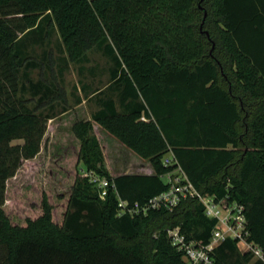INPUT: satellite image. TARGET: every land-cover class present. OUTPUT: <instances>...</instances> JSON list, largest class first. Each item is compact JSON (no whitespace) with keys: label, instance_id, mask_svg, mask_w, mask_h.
Listing matches in <instances>:
<instances>
[{"label":"trees","instance_id":"1","mask_svg":"<svg viewBox=\"0 0 264 264\" xmlns=\"http://www.w3.org/2000/svg\"><path fill=\"white\" fill-rule=\"evenodd\" d=\"M263 27L264 0H0V264H185L168 229L210 240L216 221L198 199H183L172 212L118 217L114 190L101 197L84 169L108 178L122 199L145 203L168 190L163 176L180 167L202 195L244 208L248 242L264 252V69L251 63L241 37ZM55 33L61 73L68 62L82 70L96 50L113 62L111 83L92 121L70 128L75 155L66 150L60 168L74 181L61 219L43 193L35 217L13 221L7 184L39 156L53 117L9 95L3 100L4 83L17 81L28 44L50 45ZM41 85L34 94L51 105L53 87ZM94 122L148 160L154 174L112 177ZM17 140L23 144L10 145ZM169 153L176 164L166 166ZM252 259L233 239L213 253V264Z\"/></svg>","mask_w":264,"mask_h":264},{"label":"rangeland","instance_id":"2","mask_svg":"<svg viewBox=\"0 0 264 264\" xmlns=\"http://www.w3.org/2000/svg\"><path fill=\"white\" fill-rule=\"evenodd\" d=\"M37 42L39 40L28 44L26 54L29 56V59L26 60L25 66L20 69L17 81L13 82L10 80L4 83L6 91L2 95V99L8 101L6 97L9 95L11 100L23 101L27 107L36 110L37 114L42 116L49 115L50 117L56 118L62 114L63 109L70 108L76 104L78 95H81L83 84H88V82L78 75V65L74 63L68 62L66 70L62 71V73L60 72V67H65V62L58 59L63 56L58 51L57 33L53 35L50 45H43ZM45 52L51 53V57L45 56ZM88 55L90 59L99 63V65L104 64V56L99 51L92 50ZM42 59L44 60L42 61ZM32 63L36 65L28 67ZM111 66L113 67V62H111ZM41 84L53 87L49 96L54 98L51 105H44V103L40 102L39 97L41 95H35L37 94L35 92H39L38 90L42 88L41 86L43 85ZM92 86L95 88L104 87V85L100 84ZM14 89H16L15 92ZM43 91L44 86L40 93H43ZM86 106L88 107L89 105L85 104L84 107L86 108ZM50 123L49 121L48 135L46 134L44 138L42 151L39 156L33 160L24 161L17 175L9 180L7 184L6 209L13 221L22 220L24 217H28L26 216L27 214L35 217L37 211L40 210L43 193L49 196L54 208L57 209L58 221L61 219L63 213L62 206L66 204L74 177L62 172L63 169L60 167L65 163L66 150L70 157H74L75 151L72 147L73 142L70 137H67V142L65 143H61L59 140L61 139L59 137L63 133L59 130L56 124L57 122L52 123V127L49 126ZM69 125L70 123H68V127ZM68 127L67 133L71 135L70 127ZM19 144H23V141H13L10 145L16 146ZM70 163L72 166L75 160H70ZM82 167L83 165L80 166L81 173L83 172ZM60 197L62 198L60 199ZM239 248L243 251L242 245H239ZM0 254H4V252L0 250ZM256 261V259H252L250 264H254Z\"/></svg>","mask_w":264,"mask_h":264},{"label":"built area","instance_id":"3","mask_svg":"<svg viewBox=\"0 0 264 264\" xmlns=\"http://www.w3.org/2000/svg\"><path fill=\"white\" fill-rule=\"evenodd\" d=\"M164 164L166 166L176 164L172 153L165 158ZM84 174L100 190L101 197L105 198L110 189L114 190L118 198V217L147 216L150 212L160 209L172 212L183 199H198L204 208L205 216L216 221L210 240L205 243L189 239L180 227L167 230L171 244L183 254L185 264H213L215 249L227 239L238 240L243 251L252 253L254 259L264 262L263 250L258 245L248 242L249 231L243 214L244 208L227 198L218 199L215 195H202L180 167L163 176L164 181L169 185L168 190L145 203H131L122 199L115 184L106 177L92 171H85Z\"/></svg>","mask_w":264,"mask_h":264},{"label":"crops","instance_id":"4","mask_svg":"<svg viewBox=\"0 0 264 264\" xmlns=\"http://www.w3.org/2000/svg\"><path fill=\"white\" fill-rule=\"evenodd\" d=\"M241 37L242 39L245 38V40H242V46L251 54V63H257L264 69V27L259 32L253 28L242 30ZM103 63L99 65V63H96L89 57L88 62L84 64L82 70L81 66H78V75L85 79L88 84H83L81 95H78L74 106L63 109L61 115L50 120L49 126L52 127L51 124L57 122L59 130L63 133L59 137L61 138L59 139L61 143L67 142V137H70L72 142L75 140L72 135L67 133L68 123H70L69 127L71 128L77 120L92 121V115L99 110L98 95L100 91L110 85L112 72L111 60L104 57ZM69 66L71 67V65ZM103 81L105 82L103 83ZM95 84L104 85V87L95 88L92 86ZM85 104L89 106L85 108ZM141 120L148 121L145 115L142 116ZM93 132L102 147L105 166L112 177L154 174V169L148 160L140 158L95 122Z\"/></svg>","mask_w":264,"mask_h":264},{"label":"water","instance_id":"5","mask_svg":"<svg viewBox=\"0 0 264 264\" xmlns=\"http://www.w3.org/2000/svg\"><path fill=\"white\" fill-rule=\"evenodd\" d=\"M203 1H204V0H202V2H203ZM206 17H207V13L205 12V14H204V19H203V23H202V25H201V30L203 29V25H204V22H205ZM207 35H208V33H207Z\"/></svg>","mask_w":264,"mask_h":264}]
</instances>
